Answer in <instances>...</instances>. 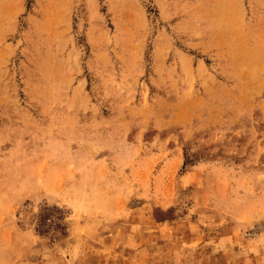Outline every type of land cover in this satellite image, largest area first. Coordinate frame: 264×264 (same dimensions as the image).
<instances>
[{"label":"rangeland","instance_id":"374dc122","mask_svg":"<svg viewBox=\"0 0 264 264\" xmlns=\"http://www.w3.org/2000/svg\"><path fill=\"white\" fill-rule=\"evenodd\" d=\"M0 264H264V0H0Z\"/></svg>","mask_w":264,"mask_h":264}]
</instances>
